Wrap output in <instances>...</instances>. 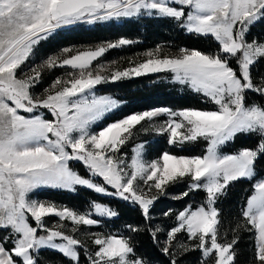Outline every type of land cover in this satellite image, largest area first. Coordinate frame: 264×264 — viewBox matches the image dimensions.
I'll list each match as a JSON object with an SVG mask.
<instances>
[{"label": "snow or ice", "instance_id": "obj_1", "mask_svg": "<svg viewBox=\"0 0 264 264\" xmlns=\"http://www.w3.org/2000/svg\"><path fill=\"white\" fill-rule=\"evenodd\" d=\"M175 4L178 6H170L168 0H0V229L10 230L14 237L11 246L0 238V264H38L35 253L43 248L56 249L79 264V250L86 249L85 242L58 228L46 227L45 218L54 215L74 225L89 226L98 221L90 214L30 199L29 194L38 188L75 191L76 186H84L131 200L150 219V208L158 197L138 191L136 182L151 181L148 190L163 194L167 184L185 177L190 181L189 189L203 190L207 200L202 206L178 213L177 226L168 233L163 248L165 254L175 256L170 253L172 242L177 233L185 232L194 243L179 247L183 251L200 250L201 264H237V233L243 229L253 235L252 264H264V178L257 171L258 161L264 158V106L245 103L248 91L264 96V82L257 83L252 74L257 62L264 61V43L245 38L250 25L264 20V0H175ZM144 12L174 18L190 33L214 37L219 51L209 55L181 48L172 57L148 52L149 59L134 68L116 70L109 77L99 74L94 61L110 48L131 43L120 39L85 50L64 47L23 77L17 73L36 47L54 39L61 28ZM65 66L75 70L67 74L69 79H56L43 97L30 91L39 83L41 69ZM164 71L209 97L218 109L145 111L92 130L93 124L120 106V101L110 96H96L93 89L97 85L108 79ZM39 109L49 110L54 119L43 118ZM161 114L169 119L157 131L167 132L170 144L202 137L209 145L206 154L186 157L164 152L149 162L143 159V145H139L130 164L116 155L133 128ZM248 133L261 137L254 148L230 155L219 152L220 146L238 134ZM70 161H82L90 176L76 172ZM92 177H101L104 183ZM242 179L254 181L253 191L241 208L242 222L228 239L221 232L222 213L216 204L230 184ZM108 186L115 191L108 192ZM188 195L187 191L182 193ZM94 209L100 216L118 215L101 204H95ZM129 228L139 231L131 225ZM38 229L47 234L38 235ZM152 235L155 239V231ZM92 243L97 248L89 256L90 264H146L137 256L130 237L94 234ZM171 264H176L175 258Z\"/></svg>", "mask_w": 264, "mask_h": 264}, {"label": "trees", "instance_id": "obj_2", "mask_svg": "<svg viewBox=\"0 0 264 264\" xmlns=\"http://www.w3.org/2000/svg\"><path fill=\"white\" fill-rule=\"evenodd\" d=\"M125 38L131 43L110 49L105 55L113 52L128 56L136 52L154 48L158 45L165 46L170 50L181 48L198 49L206 54L212 55L219 51V43L211 36L205 37L188 32L179 21L174 18L142 14L125 18L120 22H93L77 23L58 30L55 38L49 41H42L34 50L28 60L17 69V73L26 67L40 64L48 56L57 52L58 49L77 44L96 43L103 41H115ZM249 42H264V20L250 25L245 36ZM233 67H237L234 60H230ZM63 67H55L42 72L40 85L49 84ZM253 77L257 83L264 82V61H259L253 67ZM165 75V76H164ZM103 85V86H102ZM99 90L107 93L122 102L120 108L105 116L97 127L104 123L120 119L125 115L143 111L151 108L165 107L170 110L193 108L200 110H215L217 105L209 97L194 91L186 84L174 82L168 72L141 75L129 78H121L112 82H104ZM245 103L247 105L264 106V96L259 93L248 91ZM43 111H45L43 109ZM48 113V112H47ZM47 117V114L44 113ZM50 116V114H48ZM146 121L137 125L133 130L146 127ZM145 129V128H144ZM139 132V131H138ZM132 145L137 141L146 143L148 155L158 156L162 152L183 156H203L207 150L208 142L200 137L196 141H187L182 144H170L165 134L156 135L151 131L140 132ZM261 137L258 133L238 134L232 141H229L219 148L222 153L235 154L241 148H254ZM70 167L82 176L89 174L88 169L81 161H70ZM257 171L261 178H264V158L257 164ZM94 180L96 178L93 177ZM97 181V180H96ZM100 183H104L99 178ZM189 179H177L165 186V192L159 194L150 208V219H146L138 204L130 200H124L113 195L97 193L84 186H76L75 191L67 189L44 188L34 192V196L42 201L62 203L76 211L83 212L89 209L93 203L108 205L118 213L115 217L103 218L92 214V217L99 222L91 226V229L106 234L118 233L121 236L130 237L136 254L143 258L146 264H171L175 258L176 264H201L203 260L200 250L183 251L179 245H191L194 243L188 238L185 232L177 233L176 239L172 242L170 253L165 254L164 245L161 240L163 232L169 231L177 225L178 213L186 207L195 209L206 203L207 196L203 190H190ZM254 181L240 180L230 184L226 195L222 196L216 206L222 213L221 232L231 239L232 230L242 222L241 208L253 191ZM112 189L108 186V190ZM189 192L187 197L182 193ZM179 197V198H177ZM166 213H170L166 215ZM33 226L35 222L31 221ZM139 229L131 231L129 226ZM159 229V231H156ZM40 231V230H38ZM156 233L155 239L152 232ZM239 244L237 245V264H252L254 253V239L252 233L240 229L237 233ZM10 230L0 229V238H3L8 246L14 243ZM176 245V246H175ZM79 264H87L82 249L79 250ZM38 264H74L69 258L54 249L43 248L35 253Z\"/></svg>", "mask_w": 264, "mask_h": 264}, {"label": "rangeland", "instance_id": "obj_3", "mask_svg": "<svg viewBox=\"0 0 264 264\" xmlns=\"http://www.w3.org/2000/svg\"><path fill=\"white\" fill-rule=\"evenodd\" d=\"M168 3L170 6H178L175 4V0H168ZM185 7V10L186 11H190L189 8H187V6H184ZM143 14H147L149 15L147 12H144ZM153 14L155 15H158L156 14L155 12H153ZM142 15V14H141ZM134 16H138V15H134ZM134 16H131V17H134ZM125 18H129V17H120V18H111V19H107V20H103V21H98V22H107V21H114V22H120L122 21L123 19ZM96 22V21H95ZM180 22V21H179ZM181 23V22H180ZM186 29V28H185ZM187 30V29H186ZM214 38V37H213ZM120 39H125V38H119L115 41H103V42H96V43H85V44H77V45H70V46H67V47H72L74 49H79V50H85V49H90V48H96L98 46H101V45H106L107 43L109 42H116ZM215 39V38H214ZM127 40V39H126ZM218 42V41H217ZM219 43V42H218ZM258 43H264V42H258ZM110 49H114V48H110ZM110 49H108L105 53H107ZM179 50H170L168 48H166L165 46H162V45H158L154 48H149V49H146L144 51H140V52H136L134 54H130L128 56H125V55H121L119 53H116V52H113L111 53L110 55H104L101 56L97 61H94L93 62V66L94 68H98L99 69V74L101 75H104L106 77H109L114 71L116 70H127V69H130V68H134L136 66H138L140 63L146 61L147 59H149V57L147 56V53L148 52H153L155 54V56H158V57H172V56H176L179 54ZM43 62V61H42ZM41 62V63H42ZM40 63V64H41ZM39 65V64H37ZM34 65L32 66H29V67H26L25 69H23L22 71L18 72V75L23 77L25 73H29L30 69L33 67ZM48 69L47 68H44V69H41L42 72H45L47 71ZM75 70H72L70 69L69 67L65 66L62 68V72L60 74H58L49 84L47 85H40L39 87L35 88V89H30V91L36 95V96H40V97H43L45 95V92L46 90L50 87V85L58 78L60 79H69L70 77L67 75L69 72H73ZM164 72H168L170 74V78L172 81L174 82H177V83H180L178 80L175 79V74L170 72V71H164ZM148 74H156V73H146L144 75H148ZM165 76V75H164ZM129 77H135V75H131ZM129 77H124V78H129ZM42 80V79H41ZM112 81H116V80H112V79H108L106 82H112ZM103 84V83H102ZM102 84H99L97 85L94 89H93V92L96 96H110L112 98H114L112 95L110 94H107V93H101L99 90H102V87H100V85ZM182 84V83H180ZM188 85V84H186ZM103 86V85H102ZM189 86V85H188ZM190 87V86H189ZM191 88V87H190ZM116 99V98H114ZM122 105V102L120 101V106ZM119 106V108H120ZM118 108V109H119ZM117 109V110H118ZM159 109H168V108H165V107H157V108H151V109H147V110H143V111H136V112H132V113H129L127 115H131L133 113H141V112H145V111H154V110H159ZM185 109H193V108H185ZM185 109H179V110H171V111H181V110H185ZM218 109V105H217V108L215 110ZM45 111H43V109H39L38 112L39 114L45 118V119H54V117L51 115V113L49 112V110L47 109H44ZM170 110V109H168ZM196 110H200V109H196ZM215 110H203V111H215ZM116 111V110H114ZM113 111V112H114ZM48 112V113H47ZM44 113L47 114V117L44 115ZM112 113V112H111ZM109 113V114H111ZM50 114V116L48 115ZM107 114V115H109ZM24 115H30V114H26L24 113ZM106 115V116H107ZM125 115V116H127ZM124 116V117H125ZM122 117V118H124ZM120 118V119H122ZM169 119V117L166 115V114H161V115H158L157 117L153 118L152 121H147L146 120V123H145V126L144 128L140 127L138 128L137 130H133L132 129V134L131 136L129 137V139L123 144L120 146V149H119V152L116 154L117 156L119 157H122L124 159L125 162L129 163L131 162V159L132 157L135 155V152H134V149L137 148V146L139 145H143V150H142V157L144 160L146 161H152V160H155V159H158L164 152H162L160 155L158 156H155V155H148L147 153V150H146V143L145 142H142V141H137L136 143H134L132 145L131 142H133L137 136V134H139L140 132H145V131H151L153 132L154 134L156 135H159L161 134L160 132L157 131V129L161 128L164 126L165 122ZM118 120V119H117ZM102 121V120H101ZM101 121L95 123L92 125V130L93 131H97L99 130L100 128L97 127ZM108 123H111V122H108ZM108 123H104L102 125V127ZM139 131V132H138ZM183 131V129L181 130ZM163 134L166 135L168 141H169V134L167 132H164ZM209 146V145H208ZM207 146V148H208ZM221 147V146H220ZM244 148H241L240 150H242ZM239 150V151H240ZM238 151V152H239ZM207 152V150H206ZM205 152V154H206ZM220 152V151H219ZM221 154L223 155H230L229 153H222L220 152ZM204 154V155H205ZM236 154V153H235ZM178 156V155H177ZM180 156H183V155H180ZM186 157H193V156H186ZM82 162V161H81ZM83 163V162H82ZM85 166V165H84ZM86 167V166H85ZM87 168V167H86ZM88 169V168H87ZM77 172V171H76ZM89 172V171H88ZM87 176H90V173L87 175ZM86 176V177H87ZM96 178V180L92 179L97 182V183H100L99 181V178L101 177H94ZM102 179V178H101ZM103 181V180H102ZM152 182L151 181H148L147 184H144L143 182L141 181H137L136 182V185H134V187L136 186H139L138 187V191H143L145 192L148 196H152V195H156L158 196L160 193L158 190L156 189H152L151 191L148 190V185H150ZM102 184V183H101ZM111 187V186H110ZM44 188H53V187H41V188H38L36 190H34L33 192H31L29 194V197L30 199L32 200H38V201H41V202H46V201H42V200H39L37 199L35 196H34V192L40 190V189H44ZM56 189H60V188H56ZM115 189H110L108 190V192H114ZM103 194V193H102ZM119 197V196H117ZM121 198V197H120ZM131 201V200H130ZM51 203H54V202H51ZM57 206L59 207H68L62 203H55ZM95 204H101V205H104V206H107L108 208H110L108 205L106 204H102V203H93L89 209H86L85 211L83 212H80V213H83V214H90V217L92 219H95L94 217H92V214L94 215H97L99 217H103V218H109V217H106V216H100L98 215L96 212H95V209H94V205ZM199 207V206H198ZM70 208V207H68ZM72 209V208H71ZM189 209V207H186L184 208L183 210H181L180 212L182 211H185ZM79 212V211H78ZM179 212V213H180ZM30 215V214H29ZM97 220V219H95ZM45 221H46V227L48 228H58L59 230L61 231H65L67 234L69 235H73L75 236L77 239H80L81 241L85 242L86 244V249H82L83 253H84V256L85 258L87 259L88 263L87 264H90V261H89V256H91L92 254H94L97 246L94 245L92 243V239L94 238V234H105V235H108L106 233H103L101 231H98V230H94V229H91V226L89 225H74L71 221L69 220H63L59 217H56L54 215L52 216H49V217H46L45 218ZM98 221V220H97ZM35 222V221H34ZM99 222V221H98ZM178 223V221H177ZM98 224V223H97ZM63 226L62 228L60 226ZM36 226V225H35ZM177 226V225H176ZM175 226V227H176ZM75 228L77 229V231L73 232L72 229ZM173 229V228H172ZM40 231H38V235H46L47 233L43 230V229H38ZM171 231V229L169 231H166V232H163L164 234V238L161 240V242L163 243L164 247L166 246V241L168 240V233ZM112 235H118V236H121L119 235L118 233H110ZM59 242V241H57ZM176 246V245H175ZM56 250V249H54ZM58 251V250H57ZM203 257V256H202Z\"/></svg>", "mask_w": 264, "mask_h": 264}]
</instances>
